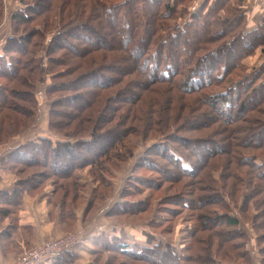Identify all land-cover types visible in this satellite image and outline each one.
<instances>
[{
    "label": "rangeland",
    "instance_id": "obj_1",
    "mask_svg": "<svg viewBox=\"0 0 264 264\" xmlns=\"http://www.w3.org/2000/svg\"><path fill=\"white\" fill-rule=\"evenodd\" d=\"M26 1L29 3H35L37 1L41 3V5L37 8V13L36 11L28 13L30 15L28 20H26L24 24L19 25L18 29L20 33L28 32L32 25H35L36 23H39L42 26L43 20L49 17L48 24L45 27L48 29L45 34V39L41 41L39 47L32 48L33 51H37L36 55L41 57V66L39 70H32V72L37 73L35 80L38 79L40 74L43 75L44 78L40 79V81L31 88L34 95L38 98V101L33 102L32 100H29V103L25 100L27 91L30 87L28 88L25 84H20L16 81L11 84L13 85L11 86L13 90L8 93L4 90L5 85H0L2 87H0V217H2L1 214L4 211H7L9 216L6 218L9 224L17 223L19 207L22 205V201L24 200L31 203L32 200L37 198V201L41 200L40 202L46 206V209H48L47 218L62 220L61 223L59 222L63 228L62 234L52 238L65 237L66 235L76 236L74 243H70V246L68 245V249L71 250L84 238V236H88V240H90V235L105 234L107 236L121 237L127 242L138 243L140 246L158 241L169 242L184 258L188 257L189 264H264V259L262 258V250L264 254V237L260 240V235H264V229H254L252 224L249 223L250 220H252L253 223L259 221L260 213L254 208L257 206L256 201L259 200L262 195L260 192H256L253 196L255 199H245L246 196H249V193L251 194L252 192H255L254 185L259 184L260 178L256 174L251 175L255 171H252L251 167L247 166L248 164H240L235 159L236 156L247 155L250 156V158H246L247 156L244 158V161L247 163L256 165L255 162L264 161V148L262 146L255 145L252 147L250 145L248 147H242L241 144L244 142L243 136L245 133H252V130L248 129L251 128V125H255L254 127L257 131L263 128L264 114H262V112L264 111V101L262 99L264 92L262 91L263 94H261L262 92L258 90L261 88L260 81L262 79L260 78L258 81L256 80V83L254 84L252 82L248 87L246 81H241L242 85L240 84V86L241 89H243L242 91L245 90V92H249L252 87V89L255 90L253 93L254 95L256 94V96L247 103L249 107L247 110H244L239 114L240 118H237L235 121L221 122L217 119L216 122L213 118L216 113L218 114L217 116L221 115L223 120L227 118L229 119L232 115H229L231 113L229 112L224 116L219 111L222 108H225L223 107L224 99L226 97L232 98L231 93L230 95L226 94L227 96L223 95L217 97V101L214 103L217 110L215 108L213 110L210 109L207 102L204 101H200L201 103H199L197 108H184L183 112H185L187 118L192 114L197 115L194 120L193 118L188 119L189 122H187V125H184L185 132L176 127L178 124L181 125L182 122L177 120V118L172 117L169 121L171 127L170 130L148 133L146 130H143L144 127H157L156 121L159 117L158 109L160 108L158 105H161L158 103L155 106L157 112H155L154 115L151 111H149L150 113L147 112L149 115L148 122H146L145 119L143 121L136 118L134 113H131L127 124L134 123V131L131 132L133 134L129 135L128 138H125L117 147L118 150L114 151V153L117 154L118 152L121 153L118 157L105 158V160L101 162V166L98 168L91 162H88L91 159L89 156L91 153L86 150H75V153L71 156L73 157L72 160H70L68 156H65V162L69 163L74 160L73 163L76 166H74L73 163H71V168H67L68 165H64L60 170L53 174L49 173L52 167V165H49V161L53 163L55 162V158L46 163L43 158L40 160L41 162L36 158L38 162H30L27 167H24V164L22 165L19 163L15 166H10L12 160L8 159L10 157L7 153L14 147L23 145L22 147L24 149L31 152L34 151V149H31L32 146L29 142L37 141L39 137L44 136L55 141L56 139L66 140L69 135L78 137L84 133L86 136H90L89 133L94 127L93 125L95 122L96 126L102 125L106 128L116 125L117 122H119V118H114L113 115H121L123 110L120 109L123 107L129 108V111L133 108L141 115L146 112L147 102L149 100L154 99L158 101L162 97H165L172 106L176 107L178 99L184 97L181 94L185 93L181 90L173 89L170 87V83L155 82L145 84V88L143 89L141 87L137 92L138 95L136 98L138 99H134V102H123V99L129 97V91L131 89H135L136 87L139 88L138 84H140V80L138 79L135 81L136 76L140 75V79L145 81L146 79L143 71L133 65L132 61L134 59L130 52L120 45V34L117 33L120 26L112 25V29L109 32H105L108 29L106 26H103L102 30L105 31L101 30V33L106 36L107 39L104 43L107 42L108 47H102L103 49H99L100 51L97 55L101 53H105V55L112 53L107 58H104V60H110L108 67L115 65L118 68L121 67V69L125 68L126 72H124L126 76L124 82L128 84H126V93L121 96L118 95L119 97L114 96L111 99L106 98L107 102L104 103L102 101V105L100 104L99 107H96L95 101L93 104H86V106L81 109L83 115L81 112L73 110L75 108L74 106L81 107L84 105L82 102L83 100L79 98V96L68 101L71 105L70 107H66V105L62 107L55 104L54 101L58 99L56 94L58 89H55L54 87L48 89L47 86L50 85L51 81H63L65 83V88L62 92L65 93V95H68L69 93L73 95L84 93V98H87L84 88L88 89L89 87H92L91 84H93V82L91 84L89 82L87 84H81L88 79L83 77L85 80L82 79L81 83L74 84L76 81H79L75 80L70 86H67V80L64 76L69 73L66 72L63 73L64 76H56L53 78L51 71H53L54 68L48 65V61L44 58L48 56V52L50 56L54 55L59 57L60 55H63L64 48L62 47L57 50L51 48L46 52V39L51 36L54 38L57 32L56 27H61V22H63V16L65 15V9L61 10L60 5L67 1L52 0L50 6L53 5V7L52 10L49 11L48 7H45L46 4L49 5V2L47 3L45 0H0V52H2L1 50L6 38L13 35L15 32V23L14 20H12V14L21 7L23 9L24 4L27 3ZM77 1L81 2L84 5V10H86L85 14H80V19H83L84 15H86L87 20L92 24L98 23L99 20L101 22L106 21L107 23H111V21L115 20V16L117 18L123 16L125 8L127 10L132 9V12L127 11L126 13L125 17L127 19V15L139 13L141 10L142 12H145L152 9V6H149V0H131L132 4L129 7L126 6V3L129 2V0ZM94 1H97L96 4L103 2L105 6L101 7V5H99L98 7H100V9L97 11L89 10L88 8ZM122 1H126L124 4L125 8L120 6ZM173 1L174 0H170L169 2L172 4ZM175 1V11L168 12L170 18L166 20L167 24L174 25L188 13H194L197 11V13L201 12L205 14L206 17H203L202 19L206 20L207 23H210L208 24V27L205 26L206 29L209 28L212 32H217L223 29L221 31H223L224 37L234 35L241 27H244L245 31L253 30L255 28L258 30L262 27L261 25L264 20V0ZM37 2L34 4V9L37 7ZM73 7L74 1L71 9ZM107 7H109L110 10L113 8V11L106 14L105 11H107ZM201 7L204 9L199 10ZM164 10L167 9H158L156 11V16ZM99 11H101V13H99ZM236 15L241 16L238 19V25L236 26L237 28L235 32L233 28H230L231 26L228 19H231ZM160 17L161 19L159 21H164V15L160 14ZM137 21L138 19L136 16L135 20L131 21L130 26L135 32L138 31ZM92 24L89 25L94 28L97 26ZM114 28L116 29L115 32L113 30ZM128 31H130L129 28L126 29V33ZM135 32L132 33V37H134ZM159 32L160 34L165 33L163 30H159ZM192 36L193 35H191V37ZM204 36L206 37L203 42V45L205 46H200V49H202V51L200 50L201 52H203L206 47L211 48L220 38L219 37L216 40L212 38L213 36L210 35V33H206ZM259 36L262 40L263 32L262 34H259ZM255 38L256 37L253 38L249 35L245 38L252 47H250L251 45H248L243 52L241 51L240 53L235 54L234 51L232 57H229V55L220 57L221 61L226 59L227 62H233L235 58L239 57L237 62L242 65H238L234 73L228 72L229 75L227 76V79H225L224 83H222V81L221 84H219L217 87L218 89L229 84L231 78L234 77V79H238L242 74L245 75L246 73H252V70L259 68L262 63H264L263 47L259 39L256 40ZM135 40L136 38H132L131 41H129L127 48L134 46ZM88 45L87 42L80 41L78 42L77 49H83L81 47H85L82 51H85V55H88L87 52L89 51L86 49L88 48L86 47ZM188 45L189 44H184L186 48H188ZM13 53L18 57V52L16 50ZM119 53L122 56L117 58ZM77 54L80 55L78 52ZM81 55L83 60V54L81 53ZM183 55L184 51H180L179 57L183 58ZM71 57L72 59L63 55V60L67 61V66H75L77 64L76 60H73L74 57ZM192 57H194V54H192ZM102 60L103 59L98 56L94 63H91V65L89 64L93 68H98L96 70L99 71L97 72L99 78L105 76L104 72H100L103 71L101 66L99 67ZM77 61H81L79 56H77ZM103 64L104 63L102 62L101 65ZM47 66H49L48 72L46 70ZM90 66L88 68H92ZM61 67H64V65ZM76 70L77 68L71 70L74 71L72 75L82 71ZM124 72L122 77L124 76ZM17 73L18 71H16V75ZM11 75L13 74H10V76ZM8 78L11 79L12 77ZM100 81L104 82V79H100ZM227 81L230 82L227 83ZM1 83H5V80L0 79V84ZM95 87H99V85ZM116 90L117 87H104L99 89V93H102L103 96H107L113 92V94H116ZM209 90H214V87L203 89L201 93H193L186 97L199 95L198 98L201 96L203 98L204 96L211 94L207 93L206 95H203ZM121 92L125 91L121 90L118 93ZM92 93L93 92H90L89 96H91ZM171 93L180 95L171 99L169 96ZM166 95L168 96L166 97ZM259 95H261V97ZM205 100L207 101L208 99L205 98ZM165 103L166 101L162 103L163 109H165ZM25 104L26 107L24 106ZM189 104L195 105L196 103ZM21 105L23 107H21ZM226 108L230 107L226 106ZM52 109L56 110L54 116L50 113ZM97 110H99L100 113L99 117L102 116L103 118L102 122L105 121L104 124H98V118H96V113H98ZM5 111H8L12 116L14 115V118L12 119L9 114H7L8 117H6ZM66 111L71 112V115H73V117L75 116V118L70 121L67 117L68 115L65 116ZM63 113L65 114L63 115ZM152 119L154 121L153 125L151 122ZM52 120H58V123L53 125L51 123ZM186 120H183L184 123ZM199 123L201 124L198 125ZM22 124H24L23 128L21 127ZM194 125L198 126L195 127ZM13 131L15 134L13 136L10 135L11 137L9 136L7 138L8 133ZM164 137H169L172 140H167L168 142H165L162 145L155 147L153 145V147H149L151 145L150 143L159 139L163 140ZM261 138L264 139V136ZM1 140H3V142ZM176 142L181 144V146L186 147V150L183 151L186 156H188L189 152H197V148L196 151L193 149L191 150L190 148L194 145L200 148L202 153H206L207 149L210 147V153L208 156L205 154L207 158L204 159L199 174L195 176H184V173L179 174V172H176L178 171L177 167L173 168L169 162L168 165L166 163L167 158L165 159L163 155H160L161 152H167L165 147L168 149L169 146L171 149L178 150L182 153L181 146L177 144L178 146L176 147L175 144H172ZM91 148H96L95 143L92 144ZM157 149H161V152L159 153L161 159L154 154V151H158ZM149 151L151 153H149ZM40 153L41 152H37V156ZM34 155L35 154H33V157H35ZM81 156L87 157L88 160L83 161L84 159H82ZM149 156H153L151 157V160H149ZM33 157L29 159H33ZM226 160H228L227 165L229 170L224 168ZM139 162H141L142 165L137 167ZM146 164H149L150 166H146ZM259 166L260 167H257V169L263 170L264 163ZM100 168L101 170H99ZM203 171L207 174L209 172V179ZM236 175H239V180L235 177ZM210 179L212 182L209 181ZM234 185L236 186V193H229ZM217 188L220 191H224L226 196L223 194L217 196V193L215 194L213 191ZM12 189L18 191L14 198L16 201L14 205L15 207L13 206L12 209H9L11 206L7 205V200H9L10 195L3 194V192H11ZM178 193L179 196L181 193L184 194L186 197L184 198V201L187 202V204L193 205V207L179 209L180 206L175 202L177 201L175 195H178ZM187 198H198L199 201H188ZM13 202L14 201H12V203ZM248 205L250 209L247 213L246 208ZM226 207H229L230 213L238 212L239 219L242 223L243 221H246L244 225H238L241 229L239 232L235 230V227L223 225L220 222L224 220V214H218L217 211L219 213L227 211ZM134 208L136 210L132 211ZM72 213L75 216L74 223L72 222L73 224L70 222V219H73V217H70L72 216ZM243 213L246 215L245 217H243ZM65 214H67L68 217L65 216ZM235 215H237V213ZM217 216H220L221 219L218 220ZM2 220L3 219H0V224L2 223ZM76 220L78 223L75 226ZM198 223H203L202 228H198ZM1 226L2 228L4 227L3 224ZM65 227L68 228L64 229ZM226 227L227 229H224ZM8 228L9 227L7 226V229ZM219 230L229 231L230 235L228 238H231V241L238 243V246L233 245L228 239H220L217 234V231ZM73 245L75 246L72 248ZM29 248L31 247L25 248L18 254V256L26 252ZM87 248L96 249L92 243L90 244V242L87 243ZM99 252L94 254L84 252V257L87 259L86 264H160L157 262L149 263L140 259H132L122 255H113L112 253L105 251H102V255L100 256ZM207 257L211 259V262L201 259Z\"/></svg>",
    "mask_w": 264,
    "mask_h": 264
},
{
    "label": "trees",
    "instance_id": "obj_2",
    "mask_svg": "<svg viewBox=\"0 0 264 264\" xmlns=\"http://www.w3.org/2000/svg\"><path fill=\"white\" fill-rule=\"evenodd\" d=\"M63 1H67L64 4L60 5L61 10L65 9V15L63 16V22H61V27L60 26L56 27L57 32H56L55 37L53 38L51 36L46 39L47 40L46 52L51 48L54 50H57L58 48L62 47L64 48L63 49L64 52L62 54L67 56L70 59H72L71 56H73L74 57L73 60H76L77 64L75 66H67L66 65L67 61L63 60V55L62 56L60 55L59 57L54 56V55L50 56L49 52H48L47 57H44V56L43 57L46 59V61H48V65L54 68V70L51 71L53 78L56 76H64L63 73H66V72L69 73L68 75L64 76L66 77V80H67V83H66L68 84L67 86H70V84H72L75 80H79V81H76L74 84L81 83V80L84 79L83 77L88 78V79L86 81H83L81 84H85V83L87 84L88 82L90 84L93 82V84H91L92 87H89L88 89L84 88L85 95L87 97V98H84L85 97L84 93L83 94L77 93V95L75 94L73 95L69 93L68 95H65V93L62 92L63 89L65 88V83L63 81H51L50 85L47 86L48 89L52 87H54L55 89H58V92L56 93L58 96V99L54 101L55 104L62 106V107H64L65 105L66 107H70L71 105L69 104L68 101L73 100L74 97L79 96V98L83 100L82 102L84 103V105L81 107L74 106L75 108L73 110L77 112H81L82 111L81 109H83L88 103L93 104L95 101L96 107H99L100 104L102 105V101L104 103L107 102L106 98L111 99L114 96L119 97L118 95L121 96L122 94L126 93L125 89H126L127 83L124 82V78L126 76L125 68L121 69V67L118 68L115 65H111L110 67H108L110 60L109 59L104 60V58H107L112 53L108 55L107 54L105 55V53H101L97 55V53L100 51L99 49H103L102 47H108L107 42L104 43V41L107 38L106 36L102 35L101 30L103 26H106L108 30L107 31L102 30V31L109 32L112 29L111 28L112 25L120 26V28L117 31V33L120 34L119 36L120 45L125 50L130 52L131 56L134 59L132 61L133 65L136 68H139L141 71H143L145 79H146V81L143 79H140L141 78L140 75H137L135 81H137L138 79L140 80V84H138L139 88L136 87L135 89H131L129 91V97L127 99H123V102H127V103L134 102L136 99H138L136 98L138 95L137 92L139 91L141 87L143 89L145 88L144 87L145 84L155 83V82L170 83L171 86L170 85L169 86L172 87L173 89H177V90H181L185 92L184 94H181L184 97L178 99L176 107L172 106L171 103H169L167 101V98L165 97H162L158 101L151 99L147 102L146 112L141 115L138 114V112L133 108L130 109L129 111L128 110L129 108L123 107L120 109V110H123V113L121 115H116V114L113 115L114 118L115 117L119 118L118 120L119 122H117L116 125L106 128V127H103L102 125L96 126V122H95V124L93 125L94 127L91 129L89 133L90 136L89 135L86 136L83 133L82 135L78 137L69 135L67 136L68 139L66 140L56 139L55 141H52L51 139H48L47 137H44V136L39 137L37 141L29 142V144L32 146L31 149H34V151L28 152L27 149H24L22 147L23 145H19L17 147L12 148L7 153V155L10 157L8 159L12 160V163L10 164V166H13V165L15 166L17 165V163H19L22 165L24 164L23 166L27 167L29 166L30 162L32 163L38 162L36 158L39 161L43 158L45 163L55 158L54 159L55 162L51 163V161H49L50 162L49 165H52L51 171L49 173L53 174L57 172L58 170H60L64 165H68L67 168L68 167L71 168V163H73L74 160L67 163L65 162L66 161L65 156H68V158L72 160L73 157L71 156L73 153H75L74 152L75 150L77 151L86 150L89 153H91L89 155L91 159L88 162H91L95 167L98 168L101 166V162L105 160V158L118 157V155L121 154L119 152L118 154L114 153V151L118 150L117 147L119 146V144H121V142L124 141L125 138H128L129 135L133 134L131 132L134 131V126H135L134 123H129V125L127 124L131 113H134L136 118H139L143 121L145 119L146 122H148L149 115L147 112L151 111L154 115V113L157 112V109L155 108V106L159 103L161 105H158L160 108L158 109L159 117L156 121L157 127L148 126V127H144L143 130L144 131L146 130L148 133L156 132V131L159 132L161 130L168 131L171 128L169 121L172 117H174V118H177V120L182 122L181 125L178 124L176 125V127L179 130L185 132L184 125H187V122H189L188 119L193 118L194 120L197 117V115L192 114L188 116L187 118V115L185 116V112H183L184 108L185 109L186 108L192 109L193 107L197 108L199 106V103H201L200 101H204V102H207L210 109L213 110L215 108L217 110V107H215L214 105V103L217 101V97H221L223 95L227 96L232 93V98L226 97L223 101V107L225 108H222L221 110H219L220 113H222L224 116H226V113L231 112L229 115L231 114L232 115L229 117V119L227 118L223 120L221 115L217 116L218 115L217 113L213 117L216 122H217V119L220 120L221 122H232V121H235L237 118H240L239 114H241L244 110H247V108L249 107L247 103L256 96V94L254 95L253 93L255 90L252 89V87L249 92L248 91L245 92V90L242 91L243 89H241V86H240L241 81H246V84L248 87L249 84L251 85L252 82L254 84L256 83V80L258 81V79L261 78L262 79L260 81L261 88L258 90H260L261 92L262 91L264 92V63H262V65L259 68L252 70V73H246L245 75L242 74L241 76L238 77V79H234L233 77L231 78V82L227 81V83L230 82L229 84H226L221 89L217 88L219 84H221L222 81H223L222 83L225 82V79H227V76L229 75L228 72L234 73L238 65L239 66L242 65L241 63L238 64L237 62L239 57L235 58L233 62H227L226 59L221 61V58H220L221 56L224 57V56L229 55V57H232V54L234 51H235L234 52L235 54L240 53L241 51L243 52V50L247 48L248 45H251L245 39L248 35L253 38L256 37L255 38L256 40L259 39L263 47L262 50L264 51V24H263L264 20L261 25L262 27L258 30L255 28L253 30L245 31L244 27H241L240 29H238V32L235 33L234 35L230 37H224L223 31H221L223 29L217 32L216 31L212 32L209 30V28L206 29L205 26L208 27V24L210 23L209 22L207 23L206 20L202 19L203 17L204 18L206 17L205 14L201 12L197 13V11H195L194 13H188L184 18L177 21L174 25L167 24L166 20L170 18V16L168 15V12L175 11L174 10V5H176L175 0L173 1L172 4L169 2L170 0H166V1L149 0V6H152V9H149L148 11H145V12H142L141 10L139 13L127 15L128 19L125 17L126 13L127 11L132 12V9L127 10L124 5L126 1H122L120 3L121 4L120 6L125 8L124 14L122 17L117 18L115 16V20L111 21V23H107L106 21L101 22L99 20L98 23H93L97 25L94 28L93 26L89 25L92 23H89V21L86 18V15H84L83 19H80L81 18L80 14L86 13V10H84V5L81 2L77 0H63ZM73 1H74V7L71 9V6L73 5ZM26 2L27 3L24 4L23 9L21 7L20 9H18L16 12L12 14V20H14V23H15V26H14L15 32L13 33V35L8 36L6 38V41L1 50L2 52H0V79L5 80V83H1L0 85H5L6 89L4 88V90L5 92H8V93L13 90V88L11 87L13 85L11 84H13V82L15 83L16 81L20 84H25L28 88L30 87V89H28L27 91L26 100H25L26 102L29 103L30 102L29 100H32L33 102L38 101V98L34 95V92L31 88H33L36 85V83L40 81V79L44 78L43 75L40 74L38 79L35 80L37 73L32 72V70L34 69L39 70L41 66L40 65L41 57L37 56L36 55L37 51L36 52L33 51L32 48L39 47L41 44V41L45 39V36H46L45 34L48 31V29H46L45 27L48 24L49 17L43 20L42 26L39 23H36L35 25H32L31 29L28 32L20 33L18 29L19 25L24 24V22L28 20V18L30 17L28 13L29 12L33 13L34 11H36L37 13L38 12L37 8L41 5V3L36 1L38 4H37V7L35 5L36 9H34V4L36 2L35 3L33 2L29 3L28 1ZM45 2L47 3L49 2V5L46 4L45 7H48V10L51 11L53 7V5L50 6V4L52 3V0H45ZM96 2L97 1H94L88 9L97 11L98 9H100V7H98L99 5H101V7L105 6L103 2H99L98 4H96ZM131 4H132V1L129 0V2L126 3V6L129 7ZM160 8L161 10L165 8L167 9L160 13L164 15L163 17L164 21H159L161 19L160 14L156 16V11ZM200 9H204V8L201 7L199 8V10ZM106 10L107 11L105 12L107 14L108 12H112L113 8L110 10V8L107 7ZM99 13H101V11H99ZM136 16L138 19L137 21L138 31L137 32H135L132 28H130L131 21H134ZM240 16L241 15H238V16L236 15V16H233L231 19H228L230 26H231L230 28H233L235 32L237 28L236 26L238 25V19L240 18ZM127 26L130 31L126 33V29H128ZM113 30L114 32L116 31L115 28ZM159 30H163L165 33L160 34ZM35 31H36V34H35ZM133 32H135L134 37H132ZM262 32H263V36H262L263 38L261 40L259 34H262ZM206 33H210V35L213 36L212 38L216 40L217 38L219 37L220 38L218 39V42L215 43L211 48L206 47L205 50L201 52L202 49H200V46L203 45V42L206 39V37L204 36ZM191 35L193 36L191 37ZM132 38H136L135 45L127 48V45L129 44V41H131ZM80 41L87 42L89 44L88 46H86L88 47L86 49H88L89 51L87 52L88 55H85V51H82L85 47H81L83 49H77L78 42ZM184 44H189L188 48H186ZM204 46L205 45H203V47ZM250 47H252V45ZM15 50L18 52V57L13 53L15 52ZM180 51H184L183 58L179 57ZM77 52L80 53V55H78ZM81 53L83 54V60H82ZM192 54H194V57H192ZM195 54H198V55H195ZM77 56L81 58V61H77ZM98 56L101 59H103L102 62L104 63L103 65H101L102 62L99 64V67L101 66L103 70L100 72H104L105 74V76H103L102 78L101 77L99 78V75L97 74V72L99 71H97L96 69L98 68L97 67L93 68L92 66H90L91 63L95 62V59H97ZM121 56L122 55L119 53L117 58H120ZM211 57H212V60H211ZM78 63H81V64H78ZM62 65H64V67H61ZM89 66L92 68H88ZM74 68H77V70H82V71L75 75H72L74 71H71V70ZM46 70L48 72L49 66H47ZM16 71H18L17 75H16ZM123 72H124V76L122 77ZM10 74H13V75L10 76ZM8 77L10 78L12 77V78L9 79ZM100 79L101 80L104 79V82L100 81ZM93 85L95 86L99 85V87H95ZM104 87H107V88L117 87L116 94H113L114 93L113 92L110 95L103 96L102 93H99V89H102ZM210 87H214V90L212 91L209 90L205 92L203 95H206L207 93H211V94L206 95L203 98L202 96L198 98L199 95H194L192 97H186L187 95H190L193 93H197V92L201 93L203 89H207ZM121 90H124L125 92L118 93ZM90 92H93L91 96H89ZM263 92L261 94H263ZM177 95H180V94H175V93L169 94L171 99H173ZM167 96L168 95H166V97ZM259 96L261 97V95ZM205 98H207L208 100L206 101ZM262 100L264 101V96ZM165 101H166L165 109H163L162 103ZM189 103H196V104L190 105ZM24 106L26 107V104ZM226 106H229L230 108H226ZM21 107L23 106L21 105ZM54 110L55 109H52L50 111V113L53 116H54V113L56 112V110L55 111ZM97 112L98 113H96V118H98V124L99 123L104 124L105 121L102 122L103 121L102 116L99 117L100 115L99 110H97ZM7 114L11 115L8 111H5L6 117H8ZM64 114L65 113H63V115ZM81 114L83 115L82 112ZM262 114H264V111L262 112ZM13 116L11 115L12 119L14 118ZM65 116H67L70 121L75 118V116L73 117V115H71V112H68V111H66ZM184 119L186 120L185 123L183 121ZM57 121L52 120L51 123L55 125L56 123H58ZM151 122L153 125V122H154L153 119ZM263 122H264V119H263ZM24 124L21 125L22 128L24 127ZM200 124L201 123H199L198 125ZM198 125H194V126L196 127ZM254 126L255 125H251V128H248L249 130H252V133H245V135L243 136L244 142L241 143L242 147H246V146L248 147L250 145L253 147L255 145H259L264 148V139L261 138L264 136V124H263V128L259 131H257ZM14 134H15L14 131L9 132L7 138L10 135L13 136ZM135 134H136V131H135ZM167 140H172V139L169 137H164L163 140L159 139L153 143H150L151 145L149 147H153V145L154 147L158 145H162L165 142H168ZM1 141L3 142V140ZM93 143H95L96 148H91ZM172 144H175L176 147L178 145L181 146V144L177 142L172 143ZM190 148L191 150L193 149L194 151H196V148L198 150L196 153L189 152L188 156H186L185 153H183V151L186 150V147L181 146V150H182V153H181L178 150L171 149L169 146L168 149L167 147H165V150H167V152H161V149H162L161 147V149H157L158 151H154V154H156L161 159V157L159 156V153L161 152L160 155H163L165 159L167 158L166 159L167 162L166 161L165 162L167 164L168 162L171 163L173 168L177 167L178 171L176 172H179V174L184 173V176H195L200 173L201 171L200 168L202 167L204 163V159H206L210 153L209 152L210 147L207 149L206 153H202L200 148L196 147L195 145ZM37 152H41V153L37 156L36 154ZM149 153L151 152L149 151ZM33 154H35L34 155L35 157H33ZM205 154H207V156ZM31 156L33 157V159H29V158H32ZM246 156L247 155H239V156H236L235 159L240 164H244V163L248 164L247 166L251 167L252 171H255L251 175L256 174L260 179H259V184L254 185L255 192H252L251 194L249 193V196H246L245 199L246 200H249L250 198H252V200L255 199V197L253 196L254 194H256V192H260V194L262 195V197L256 201L257 206H255L254 208L256 211L258 210V213H260L259 221L258 222L255 221L253 223L252 220H250L249 223L252 224V227L254 229L263 230L264 229V167H263V170L257 169V167H260L259 165L264 163V161L263 162L257 161L255 162L256 165L247 163L246 161H244V158ZM81 157L82 159H84L83 161L88 160L87 157H83V156ZM151 157L153 156L148 157L149 160H151ZM246 158H250V156H247ZM227 163H228V160H226L224 164V168L226 170H229ZM141 165L142 163L139 162L137 167H140ZM74 166L76 165L74 164ZM146 166H150V165L146 164ZM99 170H101V168ZM205 174L208 176V179H209L210 178L209 172L208 174L207 173ZM238 176L239 175L235 176L237 180H239ZM209 181L212 182L211 179ZM235 188L236 186L234 185L232 190L229 191V193L235 194L236 193ZM15 190L16 189H12L11 192H3V194L5 193L6 195H10L9 200H7L8 202L7 205L11 206V208L9 209H12V207L16 203L14 198L16 197L17 195L16 193L18 190L17 191ZM213 191L215 194L217 193V196L219 194L221 195L223 194L226 196V193L224 191H220L218 188ZM179 193L178 195H175V197H177V201L175 202L178 203V206H180L179 209H188V208L193 207V205L187 204V202L184 201V198H186L185 195L181 193V195L179 196ZM187 200L188 201L195 200L196 202L199 201L198 198L197 199L187 198ZM12 201L14 202L12 203ZM119 208H122V207H119ZM226 209L227 211H222L221 213L217 211L218 214H224L223 216L224 220L220 222L223 225H230V226L235 227V230L239 232L241 229L238 225H244L246 221H243L242 223L239 219L238 212L230 213L229 207H226ZM249 209L250 207L248 205V207L246 208L247 213ZM135 210L136 209L134 208L132 211H135ZM12 211H15V210H12ZM236 213L237 215H235ZM8 214H7V211H4L1 214L2 216L1 218L8 217L9 216ZM65 216L68 217L67 214H65ZM245 216L246 215L243 213V217ZM70 217H73V219H70L71 224H73L75 220L74 214L72 213V216ZM217 219L219 220L221 219V217L217 216ZM59 222L61 223L62 220H59ZM197 226L198 228H202L203 223H198ZM66 228L68 227H65L64 229ZM224 229H227V227ZM222 230L217 231L219 238L228 239L233 245L238 246V243H235L231 241L232 240L231 238H228L230 235L229 231H222ZM263 237L264 235L261 234L260 240H262ZM92 239H93L92 244L95 246L96 249H92L91 254L101 251L99 252L101 256L102 251H105V252H110L113 255L127 256L132 259H140V260H144L145 262L147 261L149 263L157 262L160 264H189L188 257L184 258L181 255V253H178V251H176L171 246L169 242H162V241L159 242L158 241V242H151L150 244H146L144 246H140L138 243L127 242L121 237L107 236L105 234L95 235ZM69 251L71 252L72 250L66 249L65 251L61 252V255L63 256L67 253L71 254ZM262 258L264 259L263 250H262ZM201 259H205L211 262V259L209 257L201 258Z\"/></svg>",
    "mask_w": 264,
    "mask_h": 264
},
{
    "label": "crops",
    "instance_id": "obj_3",
    "mask_svg": "<svg viewBox=\"0 0 264 264\" xmlns=\"http://www.w3.org/2000/svg\"><path fill=\"white\" fill-rule=\"evenodd\" d=\"M40 201H37V198L31 203L23 200L19 207L18 221L15 224H9L6 217H0L3 219L0 224V264H10L25 248L62 234L63 228L59 220L47 218L48 209ZM77 223L76 220L75 226ZM95 235H90V240L88 236H84L76 246H72V248L75 247L71 252L69 251L71 254L62 256L60 252L58 257L48 258L40 264H86L87 259L83 253L91 254L92 249L87 248V243L91 244Z\"/></svg>",
    "mask_w": 264,
    "mask_h": 264
},
{
    "label": "built area",
    "instance_id": "obj_4",
    "mask_svg": "<svg viewBox=\"0 0 264 264\" xmlns=\"http://www.w3.org/2000/svg\"><path fill=\"white\" fill-rule=\"evenodd\" d=\"M75 239V235H66L65 237L41 241L19 255L10 264H40L42 261L54 256L56 257L60 252L68 249L69 244H73Z\"/></svg>",
    "mask_w": 264,
    "mask_h": 264
}]
</instances>
